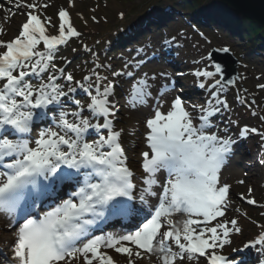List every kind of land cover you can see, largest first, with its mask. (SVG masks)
Instances as JSON below:
<instances>
[{
    "label": "snow or ice",
    "instance_id": "snow-or-ice-1",
    "mask_svg": "<svg viewBox=\"0 0 264 264\" xmlns=\"http://www.w3.org/2000/svg\"><path fill=\"white\" fill-rule=\"evenodd\" d=\"M15 2L29 11L18 35L0 40V214L10 228L13 220L22 222L13 229L11 243L5 240L0 246V264H199L201 258L204 264H247L237 258L245 250L256 249L264 256V225L242 248L232 249L236 255L224 253L232 245V234L241 232L238 219L227 215L233 204L231 185L221 182L236 140L228 128L221 135L212 121L228 109L221 92L234 81L224 79L226 69L213 53L206 59L214 70L194 73L211 81L205 105L190 109L177 95L163 111L157 98L154 114L146 119L147 150L141 153L145 175L137 195L135 173L121 142L123 129L115 127L112 97L117 81L96 69L77 80L57 66L59 48L81 35L67 10H58L56 25L43 17L47 3ZM102 67L111 66L96 65ZM128 67L111 75L132 76ZM155 79L144 73L133 84L131 107L148 103ZM199 86L208 87L204 82ZM259 87L264 89V84ZM78 91L84 94L81 98H76ZM164 94L158 91V97ZM240 101L245 102L242 97ZM48 120L50 126L31 136L35 126ZM253 133L264 139V133L247 126L238 136ZM66 189H72L67 198L38 211ZM150 198L155 201L150 203ZM117 218L134 223L121 232L93 234Z\"/></svg>",
    "mask_w": 264,
    "mask_h": 264
},
{
    "label": "rangeland",
    "instance_id": "rangeland-1",
    "mask_svg": "<svg viewBox=\"0 0 264 264\" xmlns=\"http://www.w3.org/2000/svg\"><path fill=\"white\" fill-rule=\"evenodd\" d=\"M158 1L159 0H39L41 4L47 3L49 5L46 10H43V17H51L53 23L56 25L59 24L57 20V11L61 8L67 10L74 26L81 33L79 37H75L74 40L71 41L73 48H82L86 50L85 46H87V49H91V51L86 50V53L83 52L85 54V59H81L79 62H76V60H78L77 56L74 60L69 59L67 55L62 53H58L56 56L57 60L61 58L62 67H65L67 72L75 74L82 72L84 74L83 76L89 75L92 69L98 71L99 68H96L97 64L107 65L105 60L101 63L98 62L96 59L98 56H95L94 51L99 50L101 46L110 51L112 48L111 41L114 39L113 34L118 33L122 29V26H128L136 20L140 14L145 15L148 13L150 7H153V9L160 8L161 5L158 6L160 4ZM212 1L219 2L222 0H201V5H208ZM27 2L31 3L32 0H27ZM223 3L229 6L226 4V1H223ZM134 5L136 11L138 10V12L141 13L132 14L133 11H131V9ZM26 10L29 9L26 7L17 8L15 0H13L12 3H9V0H0V28L4 29V34L0 35V39L10 40L18 35L20 24L26 20ZM146 18L145 15L142 19ZM142 21L143 20H141V22ZM139 24L140 23L136 25ZM111 30H114L113 33ZM51 31L55 32V29H51ZM109 31H111L112 35L110 34L111 36L109 35V38H106V33H109ZM200 32L204 33L203 37L198 31L195 32L192 29L185 30L182 23H174L164 34L160 35L156 33L155 36H151V38L145 42L142 39L140 44H136V46L132 48L133 52L125 57H129L128 59L135 64L143 60L139 55L136 59V55L138 50L143 49L144 44L155 38L163 40L164 37L168 35L171 36L173 33L179 36L181 33L183 37H180V39L184 45L178 49L187 62L190 64V61L193 62L192 69L203 70L207 68V70L213 71L214 69L211 67L210 62L206 59L208 52H211L213 47L220 49L227 47L233 51L242 48L241 44H243V42L228 31H225L227 34L225 32L222 34H215L213 31H205L200 28ZM152 37L155 38L152 39ZM74 41L80 43L78 45L79 47L74 44ZM98 41H100L99 46L93 44ZM157 45L158 43L155 44V46ZM109 54V59L117 58L119 55L112 52H109ZM239 57L243 64L238 68L240 77L237 80L236 86L230 91L227 89L228 91L224 90L221 92V97L226 98L229 105L228 109H223L221 111L226 117L218 116L216 121L218 122L221 119L225 120V124H223L222 127L223 129L228 128V130L230 129L229 124L233 123L237 133L235 131L232 132L235 134L239 133L241 125H246L249 128L255 127L260 132L264 133V119H261V117H264V89L259 87V85L264 84V53L260 52L259 55H255L252 58L245 55L242 56L241 54H239ZM126 64L128 63L122 59L120 63L114 65L111 70L121 71L125 68ZM162 67H164V65H159L157 63L147 65L138 72L137 77L129 82L125 88H121L120 86L116 87L115 95L112 97L117 106L115 116L116 124L118 130L123 129L124 143L127 147L130 164L133 167L140 166V161L142 160L141 153L147 150L145 141V135L148 131L146 128V119L154 114L157 98L161 99L163 102L162 110L167 111L170 101L178 95L175 92L176 90H173L164 92L165 94L163 97H158V91H163V85L167 84L170 76H172V74L167 76L166 70H162ZM132 70L134 71L135 67L132 66L128 69V71ZM98 72L101 75H107L109 79H122V77H113L111 73L102 74L100 71ZM144 73H147L149 77L153 75L156 77L155 81H150V83L153 84L152 98L148 100L147 104L142 106L138 105L136 108H133L128 103L129 94L133 84H135ZM161 73L164 75H161ZM176 74L177 71L173 72L174 76ZM75 77L76 79H80L78 75H75ZM185 79L187 80V78ZM203 80L206 81L208 87L204 89V95H206L207 98L204 101H200L201 105H205L206 101L210 99L211 91V81L207 78ZM240 97L244 99V103H241ZM253 101L255 103H253ZM254 112L256 115H253ZM249 139L250 143H255V146L251 145L253 156H250L247 161L254 164V169L250 172L242 167H236L237 169L233 167L232 171H230L231 167H228L221 173V182H227L231 185L232 189L229 195L233 204L228 211V217L237 218L238 226L241 228L240 233L232 234V245L225 246L224 248V253L230 255H236L232 252V249L242 248L247 240L253 239L262 231L260 226L264 225V163H262V161H264V139H261L260 135L254 133L250 134ZM241 180L244 181L243 184L239 183ZM249 189H251L250 197ZM237 193L244 194L245 198H254L257 204L248 208V206L240 201ZM236 208L239 209L238 212L234 211ZM250 253L254 257L253 260L255 259L253 264H259V261L264 259V256L256 249H252ZM237 258L240 259L241 256ZM250 263L252 262H247V264ZM191 264H197V262L192 261ZM199 264H204L203 260H200Z\"/></svg>",
    "mask_w": 264,
    "mask_h": 264
},
{
    "label": "trees",
    "instance_id": "trees-1",
    "mask_svg": "<svg viewBox=\"0 0 264 264\" xmlns=\"http://www.w3.org/2000/svg\"><path fill=\"white\" fill-rule=\"evenodd\" d=\"M158 2L160 3L158 6L161 5V7H164L165 0H159ZM170 2L173 7L186 11H195L198 5L201 4V0H170ZM221 4L224 3L221 2ZM161 7L157 8V12H155V14L158 15L161 20H164L165 14L163 13V10H161ZM131 11H136L135 5L132 7ZM135 13L137 14L141 12H138L137 10ZM173 15L182 18L180 15H176L175 13ZM238 30L241 38L245 40V45L249 50H251L252 48H256V50H259V47L261 48V50H264V24L258 22L255 19L244 17L241 20L240 25L238 26ZM144 35L145 33H141L137 26L130 29H124L122 33L118 32V37L116 40H114V47H117L120 50L122 48L125 49L127 45H124V43H129L130 40L132 41L140 39ZM114 47L112 48V50H114Z\"/></svg>",
    "mask_w": 264,
    "mask_h": 264
},
{
    "label": "water",
    "instance_id": "water-1",
    "mask_svg": "<svg viewBox=\"0 0 264 264\" xmlns=\"http://www.w3.org/2000/svg\"><path fill=\"white\" fill-rule=\"evenodd\" d=\"M228 2L234 9L232 15H245L264 24V0H224ZM216 50V49H214ZM213 58L216 62L223 65L226 69L225 80H233L238 77L239 60H235L230 52L214 51ZM232 83V84H234Z\"/></svg>",
    "mask_w": 264,
    "mask_h": 264
},
{
    "label": "bare ground",
    "instance_id": "bare-ground-1",
    "mask_svg": "<svg viewBox=\"0 0 264 264\" xmlns=\"http://www.w3.org/2000/svg\"><path fill=\"white\" fill-rule=\"evenodd\" d=\"M229 4V3H228ZM172 11V10H171ZM174 12L175 11H172V13L171 14H174ZM168 13H170L169 12V10H168ZM167 13V14H168ZM154 15H155V13H154ZM149 15H147V17H148ZM171 18L169 19V23H171L172 21H174L176 18H175V16L174 15H169ZM175 18V19H174ZM177 24H181V22H179V21H177ZM130 25H134L135 26V23L134 22H132V23H130ZM124 45H131L132 46V44H129V43H124ZM134 47V46H133ZM133 51V50H132ZM144 51H146V52H144ZM230 55L232 56V58L233 59H235V60H239L240 59V57H239V54H241L242 56H244L243 54L244 53H246V52H248L247 50H245V48H240V49H236V50H231L230 49ZM260 52H261V48L259 47V54H260ZM145 53V54H144ZM104 55H106V53H103ZM149 54V52H148V50H147V48H146V45L144 44V46H143V49H140V50H138V52H137V55H139V56H141L142 58H146V56ZM243 58V57H242ZM252 146H255V143H253V142H251L250 143ZM12 227H13V225H12ZM15 227H13V228H10V227H8V219L3 215V214H0V243L3 245V242L5 241V240H7L9 243H11V241H12V232H13V229H14Z\"/></svg>",
    "mask_w": 264,
    "mask_h": 264
}]
</instances>
